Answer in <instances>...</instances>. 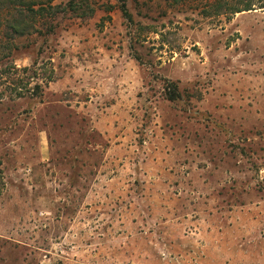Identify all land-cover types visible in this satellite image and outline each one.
<instances>
[{
  "label": "rangeland",
  "instance_id": "rangeland-1",
  "mask_svg": "<svg viewBox=\"0 0 264 264\" xmlns=\"http://www.w3.org/2000/svg\"><path fill=\"white\" fill-rule=\"evenodd\" d=\"M211 2L0 0V264H264V9Z\"/></svg>",
  "mask_w": 264,
  "mask_h": 264
},
{
  "label": "trees",
  "instance_id": "trees-1",
  "mask_svg": "<svg viewBox=\"0 0 264 264\" xmlns=\"http://www.w3.org/2000/svg\"><path fill=\"white\" fill-rule=\"evenodd\" d=\"M214 2H211L209 4V9L213 10V14L215 16H222V15H235L237 13H242L244 11H251L255 9V7H259L264 9V0H240L236 3H230L223 5L221 2L213 0ZM2 24H0V27ZM32 24L25 23L22 20L16 18L14 19L13 23L8 24L6 27L8 30L11 31V34L13 36H24L25 34H28L29 30L32 28ZM14 39H11V41ZM18 82L16 80L11 81V84L16 85ZM39 88V87H38ZM16 91V87L15 90ZM29 91V90H27ZM16 95H20V93H16ZM181 98V95L179 94L178 90L176 88H168V100L169 101H177Z\"/></svg>",
  "mask_w": 264,
  "mask_h": 264
}]
</instances>
